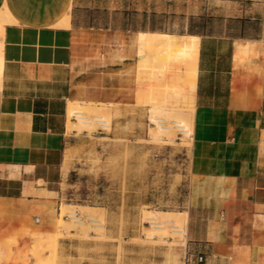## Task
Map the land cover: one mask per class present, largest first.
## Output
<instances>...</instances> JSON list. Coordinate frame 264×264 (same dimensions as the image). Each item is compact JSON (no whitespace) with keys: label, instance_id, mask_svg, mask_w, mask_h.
<instances>
[{"label":"crops","instance_id":"0c3cea01","mask_svg":"<svg viewBox=\"0 0 264 264\" xmlns=\"http://www.w3.org/2000/svg\"><path fill=\"white\" fill-rule=\"evenodd\" d=\"M246 1L238 27L187 32L199 56L185 235L204 256L188 264H264V6ZM75 2L0 0L14 18L0 29V264H35L34 238L56 232L69 102L128 97L129 31L81 24Z\"/></svg>","mask_w":264,"mask_h":264},{"label":"rangeland","instance_id":"374dc122","mask_svg":"<svg viewBox=\"0 0 264 264\" xmlns=\"http://www.w3.org/2000/svg\"><path fill=\"white\" fill-rule=\"evenodd\" d=\"M250 3L246 0L75 2L77 20L83 25L135 32L154 24L161 31L175 34L210 30L223 22L238 27L234 21L238 19L233 16L244 15L252 7ZM260 5L264 6V0ZM149 61L144 59L140 63V55L130 59L129 93L125 102L83 103L91 104V113L101 112L103 118L108 117V128L99 122H93L92 128L79 127V120L69 117L67 129H74L75 134L69 137L64 150L58 185L63 202L60 215L65 221H72L63 210L78 207V215L88 228L67 229L56 220L54 234L34 238L29 250L33 258L39 255L45 264L192 263L186 260V235L182 240L169 229V234L164 236L150 235L152 226L145 218L147 212L184 211L192 131L183 133L173 127L169 135L153 134L158 128L155 115L171 124L176 118L175 110L179 107L185 116L187 108L183 103L176 104L170 92L167 94L171 98L164 95L167 89L162 87L163 79L154 73L155 63ZM153 105L159 108L156 114L152 113ZM89 214L103 220L101 232L91 225ZM54 236L62 238L63 248L59 253L57 242L53 244ZM33 247L41 249L39 254L34 253Z\"/></svg>","mask_w":264,"mask_h":264},{"label":"bare ground","instance_id":"6f19581e","mask_svg":"<svg viewBox=\"0 0 264 264\" xmlns=\"http://www.w3.org/2000/svg\"><path fill=\"white\" fill-rule=\"evenodd\" d=\"M68 16L69 14L67 15L66 13H63L60 17L59 24H67ZM11 20H14L12 12L8 6L4 4L0 9V29L3 28V25L6 22ZM113 43L112 55L113 57H120V54L116 49V46L119 43L116 37L114 38ZM127 45L131 56L137 57L140 55V63L144 61V59H149L152 63H155V66L152 64L154 67V73L157 74L160 79H163L162 87L167 89V91L164 92V95H168V97L171 98V96H169L170 94H167V92H170L175 98L174 102L177 101L176 104L183 103L187 108V114L185 116L182 115V110L179 107L178 109L176 108L177 110H175L174 113L176 118L171 120L172 125L163 120L162 116L155 115L154 117L157 119L155 122H157L158 128L153 134L164 133L169 135L172 133L173 127L176 129L178 128V130L183 133L191 131V121L195 103L194 95L196 93L195 87L198 73L199 37L189 33L178 35L162 31H137L129 32ZM122 58H124V55ZM164 97L168 98L167 96ZM174 102L171 101L170 103L173 104ZM75 103L69 102L68 117L75 116L79 120V127L92 128L93 122H99L102 127L105 126L108 128L110 126L109 118H103L101 112L99 114L91 113L90 108H93L90 106L91 104ZM151 110L152 113L155 114L159 112V108L154 107V105ZM95 111L97 112L99 110L96 109ZM169 113L171 112L169 111ZM76 208L72 206L67 209L64 208L63 210L71 217L72 221H65L61 215L57 221L60 224H64L67 229L76 227L85 230L88 228V225H86V221L81 219L78 215ZM145 218L152 226V229L149 232L150 235L158 234L164 236L169 234L168 232L170 230L176 237L182 238L183 240L186 233L187 221V213L185 211L161 210L157 212H147ZM88 219L97 231H102L104 228V222L102 219L96 218L93 214H89ZM38 241L40 243L39 238ZM38 241L37 244L35 242L34 245H39ZM56 242L57 239L54 236L53 244H56ZM35 250L34 253L38 254L41 251V249H39L40 251H38V249ZM34 258L35 264H45L44 258H41L39 255L34 256Z\"/></svg>","mask_w":264,"mask_h":264},{"label":"built area","instance_id":"2783aa9c","mask_svg":"<svg viewBox=\"0 0 264 264\" xmlns=\"http://www.w3.org/2000/svg\"><path fill=\"white\" fill-rule=\"evenodd\" d=\"M186 260L188 262L202 263L204 261V256L202 254H192L188 253Z\"/></svg>","mask_w":264,"mask_h":264},{"label":"trees","instance_id":"16d2710c","mask_svg":"<svg viewBox=\"0 0 264 264\" xmlns=\"http://www.w3.org/2000/svg\"><path fill=\"white\" fill-rule=\"evenodd\" d=\"M127 28V27H124ZM140 30H151V31H155V30H162L161 27L159 26H155L154 24H149L148 26L145 27H140Z\"/></svg>","mask_w":264,"mask_h":264}]
</instances>
